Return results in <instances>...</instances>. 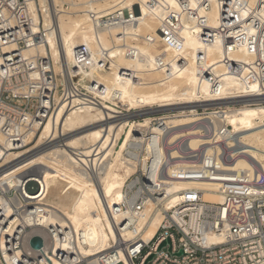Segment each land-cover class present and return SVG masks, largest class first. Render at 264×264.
<instances>
[{"label": "built area", "instance_id": "2783aa9c", "mask_svg": "<svg viewBox=\"0 0 264 264\" xmlns=\"http://www.w3.org/2000/svg\"><path fill=\"white\" fill-rule=\"evenodd\" d=\"M128 1L59 0L57 6L54 0H0V161L5 152L28 147L61 105L79 97L87 102L111 104L95 97L92 78L79 82L73 80L72 68L57 71L51 54H42L38 46L47 41L49 30L54 31L52 20L59 9L69 10L81 3L96 28L125 27L136 22L133 14L137 5L141 7L138 0H133L138 4L131 6ZM176 1L183 14L169 8L159 29L163 42L182 48L183 16L190 22L196 16L198 25L204 27L207 19L199 15L200 9L209 8L210 1L195 0L194 8L189 6L191 0ZM159 2L149 0L151 7ZM46 18L51 21L48 28ZM210 29L202 28L200 38L207 43L220 42L226 55V72L235 83L225 88L222 76L204 70L203 76L211 82L212 102L221 103H196L195 121L179 126L183 135L172 142L168 138L176 128L166 124L164 113H156L151 123L163 128L162 133H152L150 126L140 132L136 143L143 146L141 160L128 179L123 200L109 208L117 237L111 238L107 250L85 255L81 246H90L82 232L79 235L69 225L57 226L47 221L50 209L39 181L23 177L14 184L10 178L0 177V264H127L122 255L128 264H264V169L258 162L253 163L251 170L230 169L246 154V148L237 134L231 133L232 126L226 119L230 109L264 105V0L255 6L250 0H220L219 24ZM242 47L253 53V63L229 57L233 49ZM104 55L94 57L86 46L77 47L76 68H82L83 74L91 72L105 64ZM144 115L135 118L142 120ZM192 130L201 138L197 148L189 144ZM163 146L176 151V156L159 154ZM178 181L191 182L192 186L170 192ZM30 182L38 185L36 199L29 198ZM206 184L215 185V190L205 188ZM213 191L220 194V201L206 198V193ZM173 195L176 201L165 208ZM149 202L162 219L154 236L146 242L139 223ZM118 216H122L120 222ZM34 229L42 230L41 249L31 244L36 236L32 234ZM126 229L131 232L128 239L124 236ZM168 239L170 244L160 249Z\"/></svg>", "mask_w": 264, "mask_h": 264}, {"label": "bare ground", "instance_id": "6f19581e", "mask_svg": "<svg viewBox=\"0 0 264 264\" xmlns=\"http://www.w3.org/2000/svg\"><path fill=\"white\" fill-rule=\"evenodd\" d=\"M209 1V8H201L199 14L207 19L204 27L198 25L196 16L191 18L193 25L183 16L182 48L163 42L159 29L162 20L168 16L169 8L183 14L176 0H160L156 7H151L149 0H138L141 7L136 1L129 0L128 6L136 4L138 7L133 14L136 22H129L125 27L103 29L96 28L81 3H75L69 10L59 9L52 20L54 31L49 30L47 41L38 46L42 54H51L57 71L63 68L66 72V69L72 68L70 73L74 81L76 74L80 81L86 77L92 78L95 97L108 100L111 104L95 103L94 100L87 102L79 97L68 105H61L40 129L32 141L33 146L3 154L0 177L10 178L14 184L23 177L24 180L32 178L39 181L50 209L47 221L57 226L69 225L79 235L82 232L85 243L90 246H81V252L85 255L92 256L107 250L111 238L117 237L109 208L123 200L128 179L141 160L143 146L136 143L140 132L149 126L153 128L152 133L160 134L163 131V128L151 125L153 115L164 111L173 114L162 117L167 125L176 128L168 138L172 142L183 135L181 132L184 130L179 126L195 121L196 103H207L204 106L221 103L212 102L211 82L203 74L211 71L222 76L225 88L235 83V79L226 72V55L220 42L212 44L200 38L202 28L208 31L216 28L220 20V0ZM259 1L250 0V3L255 6ZM54 2L59 5V0ZM189 6L194 8L196 1L191 0ZM35 18L38 21L36 14ZM44 23L48 28L51 21L46 18ZM80 46L89 48L94 57L99 53L105 54V64H99L98 68L94 67L91 72L83 74L82 68H76L74 58L75 50ZM229 57L245 64H251L255 59L253 53L243 47L233 49ZM97 84L99 87H95ZM144 107L152 111L146 112L142 120L135 118L142 113L123 114L124 110ZM226 114L227 123L232 126L231 133L237 134L246 148V154L231 164L230 169L251 170L255 162L264 169V105H244L230 109ZM189 134L190 146L197 148L201 138L195 130ZM123 135L125 139L119 143ZM32 138H29L28 144ZM44 144L47 146L32 152ZM149 151L153 152L151 145ZM159 154L176 156L177 152L168 151L163 146L159 148ZM190 186L192 183L188 181L174 182L170 192ZM214 186L204 185L215 190ZM34 195L31 194L29 198L36 199ZM206 198L220 201V194L207 192ZM175 201L170 200L165 208H170ZM116 219L120 222L122 216ZM161 219L159 210H155L149 202L139 223L146 242L156 233ZM125 231L124 236L128 239L131 232ZM32 234L40 236L42 230L34 229ZM122 259L128 264L125 255H122Z\"/></svg>", "mask_w": 264, "mask_h": 264}, {"label": "rangeland", "instance_id": "374dc122", "mask_svg": "<svg viewBox=\"0 0 264 264\" xmlns=\"http://www.w3.org/2000/svg\"><path fill=\"white\" fill-rule=\"evenodd\" d=\"M138 9V7H136V10ZM75 78V80L76 81H79L80 82V80L78 79L79 77H78V74H76V77H74ZM105 100V99H104ZM102 102H103V99H102ZM109 104V103H108ZM175 107V106H174ZM168 108V107H167ZM160 109H162V108H160ZM159 109V110H160ZM121 110V109H120ZM152 111V109L151 108H149V107H144V108H141V109H138V110H132V111H125V113H123V114H125V115H131V114H139V113H146V112H148V111ZM154 110H157V109H154ZM158 111V110H157ZM175 111V110H174ZM173 112V111H172ZM129 113V114H128ZM131 113V114H130ZM156 113H164V114H166V115H171L172 113L169 111V112H166V111H164V112H156ZM155 113V114H156ZM154 114V115H155ZM164 114H162V115H164ZM154 115H153V117H154ZM166 115H164V116H166ZM138 120V119H137ZM124 139H125V135H123L122 137H121V140H120V142H123L124 141ZM58 140V139H57ZM119 142V143H120ZM46 144H48V143H46ZM46 144H44V145H42V147L40 146L39 148H37L36 150H33L32 152H34V151H37V150H39V149H41V148H43L44 146H47ZM31 146H33V144L31 143L28 147H26V148H24V150L25 149H28V148H30ZM119 145H117V148L119 149ZM32 152H30V153H32ZM30 153H29V155H30ZM26 156H28V154L26 155ZM37 167V166H36ZM27 190H28V192L29 193H36L37 192V190H38V185H37V183H35V182H30L28 185H27ZM124 194V193H123ZM122 264V263H121Z\"/></svg>", "mask_w": 264, "mask_h": 264}, {"label": "water", "instance_id": "95a60500", "mask_svg": "<svg viewBox=\"0 0 264 264\" xmlns=\"http://www.w3.org/2000/svg\"><path fill=\"white\" fill-rule=\"evenodd\" d=\"M167 243L170 244V239H168L166 242H164L161 246H160V249H162V247H164ZM31 244L32 246L35 248V249H41L42 246H43V239L40 237V236H34L32 238V241H31ZM159 249V250H160ZM171 247H170V251H171ZM182 253V252H181ZM179 253V254H181ZM153 258V256H151L148 261H150L151 259Z\"/></svg>", "mask_w": 264, "mask_h": 264}]
</instances>
